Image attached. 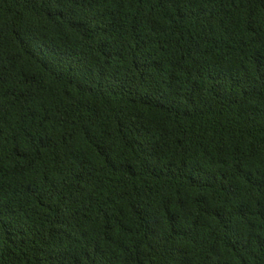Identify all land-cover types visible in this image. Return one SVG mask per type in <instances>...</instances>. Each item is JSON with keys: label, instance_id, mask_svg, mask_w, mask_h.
Segmentation results:
<instances>
[{"label": "trees", "instance_id": "trees-1", "mask_svg": "<svg viewBox=\"0 0 264 264\" xmlns=\"http://www.w3.org/2000/svg\"><path fill=\"white\" fill-rule=\"evenodd\" d=\"M0 264H264V0H0Z\"/></svg>", "mask_w": 264, "mask_h": 264}]
</instances>
